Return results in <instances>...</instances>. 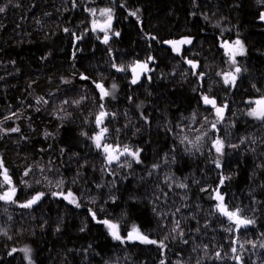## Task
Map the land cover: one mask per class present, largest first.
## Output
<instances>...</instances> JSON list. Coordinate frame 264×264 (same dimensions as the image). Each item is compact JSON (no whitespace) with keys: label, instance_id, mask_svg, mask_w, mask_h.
<instances>
[{"label":"trees","instance_id":"obj_1","mask_svg":"<svg viewBox=\"0 0 264 264\" xmlns=\"http://www.w3.org/2000/svg\"><path fill=\"white\" fill-rule=\"evenodd\" d=\"M0 7V173L7 169L17 189L15 202L1 206L10 220H0L8 224L0 264H29L25 247L32 264H264V120L247 114L248 102L264 99V0H0ZM90 8L113 12L107 43L90 28ZM184 39L191 43L179 54L166 43ZM237 39L245 54L233 65L222 45ZM137 63H149L150 73L133 84L127 70ZM236 67L235 85H225L223 74ZM98 83L111 95L101 99ZM205 95L226 106L215 129ZM101 111L109 114L104 143L141 149V163L109 164L93 147ZM218 138L223 155L213 147ZM217 189L229 210L254 223L236 230L216 210ZM56 191L72 192L80 207ZM39 192L31 208L19 206ZM89 209L118 224L122 237L136 226L164 247L114 240Z\"/></svg>","mask_w":264,"mask_h":264},{"label":"snow or ice","instance_id":"obj_2","mask_svg":"<svg viewBox=\"0 0 264 264\" xmlns=\"http://www.w3.org/2000/svg\"><path fill=\"white\" fill-rule=\"evenodd\" d=\"M4 10H5L4 7H0V12H3ZM91 11L94 12L95 10L93 9ZM101 14L107 16V20H106L105 24L102 26L97 25V23L94 21L93 22V30H95L97 27H100L101 30H105V29L110 28L111 20H112L111 9H102ZM129 15L135 16L136 12H131V13H129ZM260 19L264 20V13H261ZM65 31H68V30L65 29ZM115 35H119V33H115ZM108 39H109V37H108L107 32H106L105 37H104V43H107ZM166 43L171 44L173 46V50L176 52H179L180 49H179L178 45L189 44V43H191V40L184 39L181 41H167ZM222 47H224L226 49L227 54L230 56V59H231V62L233 65L236 64L235 57L237 55H243L244 54V46L239 39H237L234 42V44L225 43L222 45ZM149 60H152V57H149ZM187 63L189 65H191V67L193 69H195L197 67V65L191 60H188ZM113 66L115 67V65H113ZM137 69H139L140 71H137ZM122 70H124V69L123 68H117V71H122ZM132 71H133L132 83L135 84L139 80L140 72H147V71H150V69L148 68L147 63H137L132 68ZM240 72H241V68L236 67L235 73H233V72L224 73L223 74L224 84L234 86L236 79H237L236 74H238ZM199 75H202V73ZM82 78L87 79V77H82ZM96 87L100 90L101 99L111 95V93H109L104 88V86L102 84L98 83V84H96ZM116 87L117 86L115 84L112 85L113 91L116 89ZM202 99L206 105H211L213 108H215L217 121L215 123H213V125H212L213 129H215L216 123H218L220 120L223 119L224 110H225L226 106H217L215 99H211L207 95L203 96ZM79 102L80 101H76L77 104ZM255 103L258 105V107L252 108L247 114L249 116H252V117L258 119V120H264V99L257 100ZM101 107L103 108V105H101ZM107 115H108V113H106L105 111H101L96 116V124H97V127L100 128L99 133L97 135H95L94 137H92L96 148L103 150V152L105 153V158L109 164H111L113 162H120V158L122 156L131 157L133 160L136 161V163H141V160H140L141 149L137 148V149L133 150L126 144L123 145L122 148L118 145L116 147H114L112 144L103 142L105 139V135L108 132V128L102 126L104 119ZM10 131L17 132V131H19V129L18 128H12V129H10ZM197 139L199 140L200 137H197ZM224 146H225L224 142L219 138L213 141V147H214V149L218 155H223ZM232 147H236V146L233 145ZM214 163H215L217 168L221 167V163H220L219 159H216L214 161ZM121 166L122 167H131V164L127 163L125 161L123 164H121ZM0 167H3L2 163H0ZM153 167L156 168V167H158V165H153ZM25 175H28V173L25 172ZM224 179H227V178L226 177L222 178L220 181L221 184L224 183ZM3 182H4V184L12 185V180L8 175L7 169H5L3 172ZM178 186L180 188L186 187V185H184V184H180ZM16 191L17 190L15 187H10L7 191H4L3 194H0V200L6 201V202H15L13 200V197L15 196ZM44 195L45 194L43 192H39L36 195L32 196L30 199H28L26 202L20 204L19 206L23 207V208H31L34 204H36L38 201H40ZM52 195H54V196L63 195V198L68 200L69 203L74 204L76 207H80V204L77 203V201H76V197L70 191L66 195H64L63 193L58 194L55 192L52 193ZM214 198L218 201V203L216 205V210L221 215L227 217V219L229 221L233 222L236 230H239L241 227H247L248 225L254 223V221L252 219H248V218L241 216V211H242L241 209L237 208L235 211L229 210L228 205L224 203V195L219 192V189L216 190V196ZM89 212L92 215L93 220H96L97 223H102L106 226L109 234L112 236V238L114 240H118L121 243H124L126 240L127 241H137L138 240L141 243L159 244L161 247H164L163 241L150 240L148 238V236L143 235L136 226H133L132 231L129 232L126 237H122L120 234V231H119L118 224L112 223L111 221L106 220V219L105 220H97L96 213L94 211H92L91 209H89ZM178 227H179V221H176V227L173 228L172 231L175 232ZM81 231H83V228L81 229ZM181 235H182V232H181ZM165 239H167V237H165ZM261 247H264V244H262ZM15 251H16V249L12 250V252H15ZM21 251L24 252L25 258L28 259L29 264H32L31 257H30L31 249L25 247ZM232 252L235 253L236 249L233 248ZM9 255H11V253H9ZM216 255H217V258H219V253H217ZM234 258L237 261L240 260V257H238V256H236ZM162 264H163V262H162Z\"/></svg>","mask_w":264,"mask_h":264},{"label":"rangeland","instance_id":"obj_3","mask_svg":"<svg viewBox=\"0 0 264 264\" xmlns=\"http://www.w3.org/2000/svg\"><path fill=\"white\" fill-rule=\"evenodd\" d=\"M102 9H110V8H94V12L93 11H91V10H93V9H91L90 8V11H89V13L91 14V16H92V23H91V26H90V28L93 30V22L95 21L96 23H97V25H100V26H102V25H104L105 24V22H106V20H107V16H105V15H102L101 14V10ZM111 16H112V20H111V25H110V28H108V29H105V30H101V28L100 27H97L95 30H93V32H95V33H97V35H99V37H101V35H104V34H106V32H107V35H108V37L110 38V34H108V31H110V29H111V27H112V25H113V12H112V10H111ZM264 21V20H263ZM99 40H101V39H99ZM179 41H181V40H179ZM234 42L235 41H233V42H231V43H228V44H234ZM242 43V42H241ZM190 45V43L189 44H180V45H178V47H179V49H180V51L179 52H176V51H174V53H176V54H179L180 52H181V50L184 48V47H188ZM244 46V45H243ZM244 54H245V48H244ZM243 54V55H244ZM224 55H225V57L227 58V59H230V56L227 54V51H225L224 52ZM243 55H237L235 58H238V57H241V56H243ZM136 64H134V65H132V66H130L129 68H128V70H127V72H129L130 73V75H131V80H133V71H132V68L135 66ZM147 66H148V68H149V63H147ZM137 71H140L139 69H137ZM119 72H122V71H119ZM150 73V71H147V72H140V77H139V80L138 81H140L143 77H145V75H147V74H149ZM137 81V82H138ZM99 93H100V90H99ZM101 95V94H100ZM260 100V99H259ZM257 100H255V101H253V102H248V104H250V110L252 109V108H257L258 107V105L255 103ZM249 110V111H250ZM248 117L250 118V119H253V120H257V121H259L258 119H256V118H254V117H252V116H249L248 115ZM108 118H109V114L105 117V119H104V122H103V125L106 123V121L108 120ZM95 124H96V120H95ZM97 125V124H96ZM102 125V126H103ZM97 135V134H96ZM94 137V136H93ZM105 140V139H104ZM104 142V141H103ZM92 145H93V147H95L96 148V146H95V143H94V141H93V139H92ZM97 149V148H96ZM97 150H102V149H97ZM102 152H103V150H102ZM104 153V152H103ZM104 156H105V153H104ZM124 159H129V160H132V158L131 157H127V156H122L121 158H120V160H124ZM113 163H118V162H113ZM10 178H11V175L9 176ZM11 180H12V178H11ZM10 187H15L14 186V183H13V181H12V185H7V184H4V182H3V173L1 172L0 173V194H3V192L4 191H7ZM17 190V189H16ZM17 192V191H16ZM56 193H62V192H59V191H56ZM67 194V193H66ZM66 194H64V195H66ZM216 196V195H215ZM214 196V197H215ZM15 197V196H14ZM14 197H13V200H14ZM66 200V199H65ZM67 201V203H69V201L68 200H66ZM10 203H12V202H6V201H3V200H0V211H1V206L2 205H9ZM69 204H72V203H69ZM1 213V212H0ZM5 218H7V220L6 221H8V220H10L9 219V217H4L2 214H0V220L2 219H5ZM7 226H8V224H6V223H0V232H2L4 229H2V228H7ZM132 231V230H131ZM130 231V232H131ZM130 242H136V243H141L140 241H130ZM256 243V241H253V245ZM141 244H146V243H141Z\"/></svg>","mask_w":264,"mask_h":264},{"label":"water","instance_id":"obj_4","mask_svg":"<svg viewBox=\"0 0 264 264\" xmlns=\"http://www.w3.org/2000/svg\"><path fill=\"white\" fill-rule=\"evenodd\" d=\"M168 45V44H167ZM56 198H63V195H56Z\"/></svg>","mask_w":264,"mask_h":264},{"label":"bare ground","instance_id":"obj_5","mask_svg":"<svg viewBox=\"0 0 264 264\" xmlns=\"http://www.w3.org/2000/svg\"><path fill=\"white\" fill-rule=\"evenodd\" d=\"M2 172H4V170H2ZM54 196V195H53Z\"/></svg>","mask_w":264,"mask_h":264}]
</instances>
